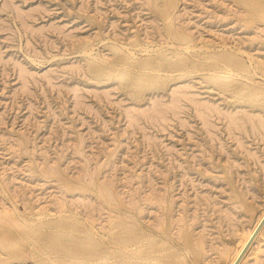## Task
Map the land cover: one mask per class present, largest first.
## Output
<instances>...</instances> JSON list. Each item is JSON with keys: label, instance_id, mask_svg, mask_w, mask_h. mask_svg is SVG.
I'll use <instances>...</instances> for the list:
<instances>
[{"label": "rangeland", "instance_id": "374dc122", "mask_svg": "<svg viewBox=\"0 0 264 264\" xmlns=\"http://www.w3.org/2000/svg\"><path fill=\"white\" fill-rule=\"evenodd\" d=\"M263 211L264 0H0V264H229Z\"/></svg>", "mask_w": 264, "mask_h": 264}, {"label": "bare ground", "instance_id": "6f19581e", "mask_svg": "<svg viewBox=\"0 0 264 264\" xmlns=\"http://www.w3.org/2000/svg\"><path fill=\"white\" fill-rule=\"evenodd\" d=\"M117 65V64H116ZM132 65V64H131ZM142 65H144V64H142ZM115 66V65H114ZM130 66V65H129ZM136 66V65H135ZM137 66H139V64L137 65ZM149 66V65H148ZM133 67H134V65H133ZM132 67V68H133ZM141 67V66H140ZM131 69V68H130ZM153 74V73H152ZM144 75V74H143ZM154 76V75H153ZM162 80V79H161ZM158 81H159V79H158ZM133 87V86H132ZM178 103V102H177ZM209 106V105H208ZM198 107V106H197ZM201 107V106H200ZM205 107V106H204ZM206 109H207V106H206ZM201 113V112H200ZM203 116H205L204 114H203ZM234 119V118H233ZM232 119V120H233ZM235 121V120H234ZM108 191V190H107ZM264 222V211L262 212V214L259 216V218L257 219V221H256V223H255V225H254V227H252L249 231H248V233H247V235H246V237L242 240V242L239 244V246L237 247V249H236V251L234 252V254H233V257H232V259H231V261L229 262V264H241L244 260H246V258H247V256L251 253V251H252V249L254 248V247H256V244H257V241H258V243H260L259 242V237H260V233L261 232H259V228L261 227V225H262V223ZM126 226V225H125ZM125 226H123V223H121V225H119V226H115L116 228H117V231H119V230H122V228L123 227H125ZM129 226V225H128ZM129 227H131V226H129ZM134 227V226H133ZM135 228V227H134ZM125 231H126V229H124ZM124 230H122V231H124ZM128 230V229H127ZM129 230H131L130 228H129ZM129 232V231H128ZM132 232H133V229H132ZM116 233V232H115ZM114 233V234H115ZM122 233H124V232H121V234ZM133 233H135V232H133ZM119 234H120V232H119ZM116 235V236H113V237H116L117 238V241H116V243L117 242H119V244H123L124 246L125 245H133L134 246V244L136 243V238L139 236H136L135 237V239H134V241L135 242H133L132 244H131V242L133 241L132 239H133V235H131V231H130V234H128L127 236H124V234H122V235ZM141 234V233H140ZM147 235V234H146ZM118 236H120V237H118ZM144 235H142V237H143ZM148 236V235H147ZM142 237H141V235H140V238L142 239ZM150 237V236H149ZM116 238H115V240H116ZM114 239V238H113ZM139 239V238H138ZM145 239V238H144ZM147 239V238H146ZM151 239V238H150ZM131 240V241H130ZM140 240V239H139ZM138 240V241H139ZM74 241V240H73ZM137 241V242H138ZM140 244H141V242H140ZM61 247V246H60ZM104 247V246H103ZM116 247H117V244H116ZM116 247H115V249H116ZM119 247V246H118ZM127 247V246H126ZM141 247V246H140ZM144 247V246H143ZM143 247H141L142 249H143ZM149 247V246H148ZM154 248H159V247H154ZM102 249V248H101ZM107 249V248H106ZM110 249V248H109ZM123 249V248H122ZM133 249V248H132ZM148 249H150V248H148ZM160 249V248H159ZM159 249H157V251L159 250ZM128 250V249H127ZM136 250H138L137 248H136ZM150 250H152L151 251V253L154 251V250H156V249H154L153 250V248L152 249H150ZM149 250V251H150ZM160 250H162V249H160ZM254 250V249H253ZM112 251V250H111ZM116 251V250H115ZM118 251V250H117ZM119 251H120V249H119ZM129 251V250H128ZM132 251V250H131ZM139 251V250H138ZM141 251V250H140ZM139 251V252H140ZM145 250H143L142 251V253L144 252ZM148 251V252H149ZM156 251V252H157ZM109 252H110V250H109ZM113 252H114V250H113ZM122 252V251H121ZM133 252V251H132ZM132 252L130 253L131 254V256H132ZM137 252V251H136ZM155 252V251H154ZM153 252V253H154ZM155 252V253H156ZM253 252V251H252ZM101 253H103V251H101L100 252V254ZM105 253V252H104ZM104 253H103V256H102V259H105V257L107 256H104ZM107 253V252H106ZM115 253L116 252H114V254L113 255H115ZM119 252H117V254L116 255H120L121 253H119ZM125 253V252H124ZM124 253H122V255L124 254ZM128 253V252H127ZM127 253H126V255L125 256H127ZM145 253L147 254V250L145 251ZM150 253V252H149ZM152 253V254H153ZM110 254H112V253H110ZM134 254V253H133ZM136 254V253H135ZM144 254V253H143ZM253 254V253H252ZM115 255V256H116ZM124 255L123 256H121L122 258L124 257ZM129 255V254H128ZM142 255V254H141ZM140 255V256H141ZM158 255V254H157ZM156 254H155V256H157ZM109 256V255H108ZM143 256H145V255H143ZM148 255H146V257H144V258H147L146 260H150V259H148V258H153V257H150V255L147 257ZM166 256V255H165ZM251 256V255H250ZM110 257H111V255H110ZM116 257H118V256H116ZM116 257H115V259L114 260H116ZM129 257H130V255H129ZM128 256L127 257H124V259L125 258H129ZM136 257H138L137 255H136ZM160 257V256H159ZM242 257V258H241ZM109 258V257H108ZM130 258H135V257H130ZM140 258H142V256L140 257ZM175 258V257H174ZM100 259H101V257H100ZM119 259H120V257H119ZM155 259V258H154ZM161 259V258H160ZM110 260V259H109ZM141 260V259H140ZM159 260V259H158ZM100 261V260H99ZM105 261H107V260H105ZM120 261V260H119ZM119 261L117 262V263H113V264H129V262H132V260L131 261H129V262H126V261H128V260H126V261H124V263H122V261H121V263H119ZM103 262V261H102ZM111 262V261H110ZM133 262H136L135 260H133ZM142 262V261H141ZM101 263V262H100ZM148 263V262H147ZM149 263H150V261H149ZM101 264H103V263H101ZM105 264H106V262H105ZM107 264H111V263H108L107 262ZM132 264H134V263H132ZM136 264H140V263H136ZM142 264V263H141ZM143 264H145V263H143Z\"/></svg>", "mask_w": 264, "mask_h": 264}, {"label": "water", "instance_id": "95a60500", "mask_svg": "<svg viewBox=\"0 0 264 264\" xmlns=\"http://www.w3.org/2000/svg\"><path fill=\"white\" fill-rule=\"evenodd\" d=\"M263 225H264V223H262V225H261L260 229L263 227Z\"/></svg>", "mask_w": 264, "mask_h": 264}]
</instances>
